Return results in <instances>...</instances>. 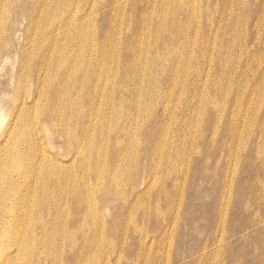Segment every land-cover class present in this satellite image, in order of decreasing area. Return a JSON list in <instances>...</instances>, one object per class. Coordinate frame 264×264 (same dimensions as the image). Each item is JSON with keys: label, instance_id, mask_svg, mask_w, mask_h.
Returning <instances> with one entry per match:
<instances>
[{"label": "bare ground", "instance_id": "bare-ground-1", "mask_svg": "<svg viewBox=\"0 0 264 264\" xmlns=\"http://www.w3.org/2000/svg\"><path fill=\"white\" fill-rule=\"evenodd\" d=\"M167 1L130 0L139 7L142 28L136 30L131 16L124 27L116 20L124 16L120 13L129 0H0V264H96L95 251L107 235L121 230L123 241L132 235L127 233L135 225L131 217L155 188L158 171L171 181L161 188L184 197L177 208L182 222L166 221L176 230L175 243L189 235L193 219L200 216L207 232L204 241L217 258L212 264H260L255 240L264 236V164L255 160L264 161V120L257 134L246 125L241 157L227 154L228 138L242 134L232 123L237 110L224 118L229 127L215 149H187L192 143L183 132L204 114L205 102L190 88L196 101L192 106L183 101L184 108H177L175 86H182L190 68L165 16L164 3L175 0ZM196 67L192 78L201 79ZM224 74L231 77L230 69ZM172 116L181 118L175 119L178 132ZM152 129L160 135L148 147ZM163 132L176 136L166 139ZM206 135L202 129V141ZM253 136L261 149L248 147ZM140 137L145 141L138 145ZM209 138L214 144L215 138ZM200 152L206 163L230 166L221 179L204 169ZM170 153L177 157L172 160ZM197 174L206 182L203 188L195 185ZM248 178L256 182L246 184ZM204 193L213 202L227 198L226 210L217 216L196 205ZM235 195L239 200L228 209V197ZM145 231L136 240V250L146 244L139 254L150 264H171L150 246L163 234ZM195 232L202 236L200 229ZM181 246L173 251L175 264H188V256L198 264L195 260L208 247ZM136 250L133 254L143 264ZM112 252L114 260L104 264L122 261L121 252Z\"/></svg>", "mask_w": 264, "mask_h": 264}, {"label": "rangeland", "instance_id": "rangeland-1", "mask_svg": "<svg viewBox=\"0 0 264 264\" xmlns=\"http://www.w3.org/2000/svg\"><path fill=\"white\" fill-rule=\"evenodd\" d=\"M180 1L184 2L183 5H188V7L183 8V5L179 6L178 4L181 3ZM167 2H169V0ZM173 2L172 4L171 1L169 3H164L165 5L167 4V7L169 8H167L165 14L169 21V25H167L169 29H172L174 35L179 41L177 48L183 50V58H187L189 61L188 63L187 60H185L186 63H183L190 68L188 70L189 73H187L189 77L187 76V79L182 82V86H175V95L180 98L177 108H184L183 101L189 100L188 102L190 106L196 101L193 91L190 88H196L197 92H200V94L203 95V101L205 102L204 114H198L191 130L185 129L183 132L184 137L192 143L187 149L189 148L193 150L198 146L201 148H204L205 146L206 150L215 149L219 144L220 138L224 137V130L229 127V124L224 118L232 111L235 116L237 110V116L233 118L232 123L237 132L241 130L242 134L238 139L235 136L228 138L227 144L230 146V149H228L227 154L241 157L245 153L243 147L246 142V125H251L254 133L257 134V126L261 125L264 120V115L261 112H264V0H235L234 4L231 0H175ZM236 6L241 8H236ZM165 7L166 6H164V8ZM225 10H228V12ZM138 11L139 7H133L129 0L124 6L122 13H120L124 14L125 19L123 18L124 16H120L117 17L116 20L118 19L119 21H122L124 27L126 20L131 16L134 20H137L136 30H139L142 28V23L140 22V17H137ZM229 14L231 16H229ZM227 16H229V18ZM174 20L176 21L175 24ZM125 29L126 27L123 29V35ZM234 34L236 35L233 36ZM128 35L130 36L131 34ZM123 39H125V36H123ZM130 39L131 38H128V42L134 41V39L131 41ZM231 45L233 47H231ZM133 52L137 56L140 55L143 62L151 63L152 60H147L145 56H143L141 50H134ZM189 52L190 54H188ZM205 54L207 57H205ZM183 58L180 57L179 61H182ZM196 66L199 67L201 79H196L195 77L192 78V72L197 68ZM227 69H230L231 77H227L224 74ZM164 72H167V70ZM158 73L161 72L159 71ZM204 78L207 79V84L205 83L206 86L203 85ZM161 86L163 87V85ZM206 95L208 98L204 97ZM143 97L144 96H142V99ZM255 107L257 109H255ZM175 119L181 120L178 116H172L171 121L176 122ZM176 123L177 124H174V126L176 127V132H178L179 121ZM202 129L207 131L206 140L204 141H202V137L200 136ZM176 132H163L164 134L162 137L165 136L166 139L174 138ZM152 134L153 135H149L147 139V142L149 143L148 147H150V145L153 144V141L160 135V133L154 134L153 129ZM209 137L215 138L214 144L210 143ZM144 141V138L140 137L137 144L140 145ZM254 144H257L256 147L261 149V143L256 136L249 138L247 143L248 147H254ZM162 155H164V152ZM169 157L173 160L177 157V153H170ZM199 158L202 165L205 163L204 169L207 170L210 168L212 175H216L218 179H221L223 176L221 174L230 167L217 168L210 161L206 163L201 152ZM186 161L187 158L184 156V163ZM157 162L160 163V159H158ZM256 162L259 165L264 164V161H259L258 158H256L255 163ZM180 168L181 165L177 167L178 170ZM163 178L164 174L158 171L155 175V188L151 190L146 198L143 199L142 210L131 217V220L135 225L132 226L127 233L132 235H130L126 241L119 239L121 230L114 236L107 235L106 240L101 241L98 245V249L95 251L96 264H104L106 259L113 261L114 253L112 252V249L122 253V261L117 264H141L137 261V257L134 256L133 252L134 249L136 250L138 247V242L136 243V240L139 238L138 236L144 234L143 232L145 229V232H152L157 235L163 234L164 238L160 242L154 241L150 246L155 250L158 249L160 257L166 260L168 259L171 264H175V262L172 261L173 251L182 247L181 242L188 245L187 248L190 244L196 246L197 249H200L199 245L205 244L208 246L204 250L205 254L201 255V257L195 261H197L198 264H212L215 262L217 258L215 259L214 251H211L212 245H209L210 243L208 244L204 241L207 232L204 230L202 231L201 227L203 226V220L200 216L193 219L189 235L183 241L175 243L176 230L175 228L173 229L172 227H169L166 221H172L175 219L178 222H182L183 219H180L181 214L177 208L184 202V197H182L179 192L174 195L167 194L165 192L166 190H163L161 186L163 183L164 185H170L171 181L167 177ZM252 181L256 182V179L248 178L245 183L247 184V182L250 183ZM194 182L195 185L200 188H203L204 185H206L201 174L195 176ZM214 186L218 189L221 184L216 182ZM260 186H264L263 181H260ZM262 194H264V189H261V195ZM225 195L227 196V194ZM229 197L228 204L230 203V205L228 209L231 207L232 201L236 202L239 200L236 195L233 196L232 199ZM226 201L227 198L224 200L222 198L217 202H213L210 195L204 193L200 199L196 200V205L200 207L204 206L207 213L212 212L214 215L217 214L218 216V214H222L223 210H226ZM107 212L108 209L105 211L106 216ZM243 212L246 213L245 210H243ZM232 213L236 215V210L234 209ZM230 215L233 216L232 214ZM260 215L261 214H258V217ZM149 219L154 221L153 225L149 222ZM259 221L260 220H257L256 222ZM259 224L261 225V223ZM195 229H200L202 233L201 237L196 236ZM238 233L240 235L241 229L238 230ZM194 237L196 243L192 240ZM258 238L259 240L255 241L260 243V251H256L255 255L257 258L255 261L258 260L259 263L262 264L264 262V236ZM223 245L224 240L220 241V246ZM145 246L146 244L142 248H138V250H136L137 253L139 254L142 252ZM213 248L219 250V247ZM200 253L201 252L198 251L196 255L198 256ZM139 256L141 257L143 264L151 263L150 260L143 257L141 254H139ZM191 259L192 258L188 256V264L194 263Z\"/></svg>", "mask_w": 264, "mask_h": 264}]
</instances>
